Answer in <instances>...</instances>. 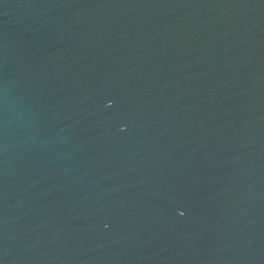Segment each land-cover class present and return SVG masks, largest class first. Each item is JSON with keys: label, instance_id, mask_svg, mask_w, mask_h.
<instances>
[{"label": "water", "instance_id": "obj_1", "mask_svg": "<svg viewBox=\"0 0 264 264\" xmlns=\"http://www.w3.org/2000/svg\"><path fill=\"white\" fill-rule=\"evenodd\" d=\"M0 264H264V0H0Z\"/></svg>", "mask_w": 264, "mask_h": 264}]
</instances>
